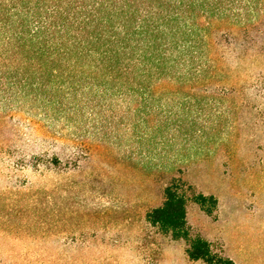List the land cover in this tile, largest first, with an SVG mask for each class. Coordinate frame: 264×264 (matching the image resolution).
I'll use <instances>...</instances> for the list:
<instances>
[{
  "label": "rangeland",
  "instance_id": "rangeland-1",
  "mask_svg": "<svg viewBox=\"0 0 264 264\" xmlns=\"http://www.w3.org/2000/svg\"><path fill=\"white\" fill-rule=\"evenodd\" d=\"M246 34L215 22V87L163 81L149 120L129 130L121 101L96 99L58 124L0 107V257L206 264L147 219L172 185L186 197L189 237L234 264H264V31ZM73 101L67 110L82 105Z\"/></svg>",
  "mask_w": 264,
  "mask_h": 264
},
{
  "label": "trees",
  "instance_id": "trees-1",
  "mask_svg": "<svg viewBox=\"0 0 264 264\" xmlns=\"http://www.w3.org/2000/svg\"><path fill=\"white\" fill-rule=\"evenodd\" d=\"M229 20L245 35L264 31V0H0V107L58 124L96 99L115 100L125 103L132 129L151 117L163 81L173 91L212 88L208 36L215 22ZM73 100L82 105L67 110ZM164 195L150 223L187 239L192 259L234 264L189 237L178 187ZM7 254L0 264H12Z\"/></svg>",
  "mask_w": 264,
  "mask_h": 264
}]
</instances>
